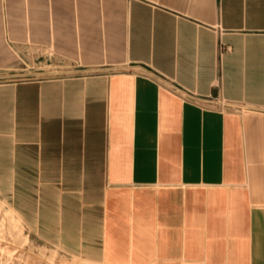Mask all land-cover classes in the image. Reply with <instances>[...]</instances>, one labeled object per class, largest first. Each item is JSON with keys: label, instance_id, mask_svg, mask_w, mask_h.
I'll return each instance as SVG.
<instances>
[{"label": "crops", "instance_id": "1", "mask_svg": "<svg viewBox=\"0 0 264 264\" xmlns=\"http://www.w3.org/2000/svg\"><path fill=\"white\" fill-rule=\"evenodd\" d=\"M1 62L73 65L0 79V201L27 237L264 264V117L239 111H264V0H0Z\"/></svg>", "mask_w": 264, "mask_h": 264}, {"label": "rangeland", "instance_id": "2", "mask_svg": "<svg viewBox=\"0 0 264 264\" xmlns=\"http://www.w3.org/2000/svg\"><path fill=\"white\" fill-rule=\"evenodd\" d=\"M72 68V63L68 62H16L14 66L1 62L0 79L60 75ZM223 107L225 106L211 103L206 109L222 110ZM239 111L246 117L253 115L264 117V111H260L259 114L251 113L244 108H239ZM27 233L20 219L0 201V264H95L59 254L27 237Z\"/></svg>", "mask_w": 264, "mask_h": 264}, {"label": "built area", "instance_id": "3", "mask_svg": "<svg viewBox=\"0 0 264 264\" xmlns=\"http://www.w3.org/2000/svg\"><path fill=\"white\" fill-rule=\"evenodd\" d=\"M186 96V98L188 99V98H190L189 97V95H185ZM212 103H214L215 105H221V106H223L222 104H221V102L219 101V100H217V99H215Z\"/></svg>", "mask_w": 264, "mask_h": 264}, {"label": "bare ground", "instance_id": "4", "mask_svg": "<svg viewBox=\"0 0 264 264\" xmlns=\"http://www.w3.org/2000/svg\"><path fill=\"white\" fill-rule=\"evenodd\" d=\"M26 238V236H24ZM27 239V238H26Z\"/></svg>", "mask_w": 264, "mask_h": 264}]
</instances>
